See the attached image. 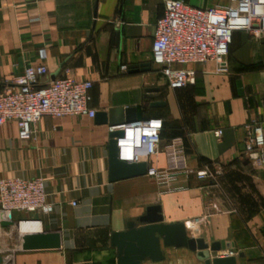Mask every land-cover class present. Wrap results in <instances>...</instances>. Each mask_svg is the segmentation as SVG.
<instances>
[{"label": "crops", "instance_id": "crops-1", "mask_svg": "<svg viewBox=\"0 0 264 264\" xmlns=\"http://www.w3.org/2000/svg\"><path fill=\"white\" fill-rule=\"evenodd\" d=\"M183 1L201 8L231 4ZM164 2L0 0L2 89L12 86L26 67L42 63L39 50L46 48L49 74L42 82L65 74L91 80L90 107L97 112L110 118L115 111L119 118L118 110L134 107L138 120L163 119L152 166L167 168V145L181 137L191 167H222L216 181L181 177L173 190L147 175L111 181L109 121L44 116L28 141L18 138L15 122H7L0 127V179L43 176L53 205L49 213L17 212L16 221L39 223L21 233L11 229L21 242L24 234L50 232L58 233L61 243L59 248L10 249L1 234L6 228L0 225V255L11 264H118L113 234L125 231L152 205L161 207L163 223L183 222L189 236L221 243L212 258L232 251L238 264H264V167L245 150L249 128L261 126L264 132V33L235 30L227 71H218L215 61L189 64L196 83L174 89L153 61L155 24L164 14ZM157 101L165 104L153 106ZM218 129L223 130L221 138ZM161 250L162 260L142 264H204L194 251L166 247L162 239Z\"/></svg>", "mask_w": 264, "mask_h": 264}, {"label": "built area", "instance_id": "built-area-1", "mask_svg": "<svg viewBox=\"0 0 264 264\" xmlns=\"http://www.w3.org/2000/svg\"><path fill=\"white\" fill-rule=\"evenodd\" d=\"M230 2L229 6L201 8L183 0H165L164 14L155 24L153 61L161 66L171 88L181 89L196 83V71L186 67L189 64L215 61L218 71H227L226 58L235 30H247L255 36L264 33V0ZM47 56L46 48H40L39 58L43 62L26 67L12 86L0 91V127L7 122H15L18 138L22 141L33 138V126L44 116L95 118L97 113L90 107L93 81L65 74L42 82L49 74L44 63ZM121 68L127 70L126 65ZM163 128L164 121L158 117L111 125L110 132L123 131V136L116 138L118 158L127 162H149L146 175L167 189L178 188L181 177L189 179L192 175L199 180H217L222 167L208 164L201 168L191 167L181 137L172 139L167 145V168L152 166L150 159L159 152ZM215 133L221 138L223 130L218 129ZM245 150L249 159L264 167V132L261 126L249 128ZM47 197L43 176L0 179V221L15 220L17 212H51L53 205ZM24 220L39 223L38 220ZM186 225L191 224L186 222ZM218 256H234V252H220ZM4 259L2 264H11Z\"/></svg>", "mask_w": 264, "mask_h": 264}, {"label": "water", "instance_id": "water-1", "mask_svg": "<svg viewBox=\"0 0 264 264\" xmlns=\"http://www.w3.org/2000/svg\"><path fill=\"white\" fill-rule=\"evenodd\" d=\"M149 65L143 64L142 67ZM136 67V66H135ZM4 87L0 83V91ZM158 88H150L157 90ZM165 102H153V106L164 105ZM115 111H100L96 113L95 118L99 123L110 122L112 125L119 123H129L138 120L136 108L127 107L124 110H118L121 113L119 118L115 117ZM114 123V124H113ZM123 136V131L117 130L111 132L109 142V179L118 181L132 177L147 174L149 162H127L118 158V148L116 138ZM21 221H26L22 219ZM161 207L152 205L148 208L147 213L141 216L137 221L128 223L125 231L115 232L112 236V244L118 249V264H142L146 259L160 261L164 258L161 250V239L166 247H186L196 253L198 260L204 264H238L236 256L215 257L212 258L211 253L221 249V243L215 242L209 244L201 237H191L188 234L186 226L183 222L165 224L162 222ZM20 221L2 220L0 225L3 227H13ZM138 223L144 226L136 227ZM16 245H21L24 250L31 249H47L59 248L60 235L58 233H40V234H24L22 242L16 237ZM20 241V242H19ZM243 256V254H240ZM4 257L0 255V264L3 263Z\"/></svg>", "mask_w": 264, "mask_h": 264}, {"label": "rangeland", "instance_id": "rangeland-1", "mask_svg": "<svg viewBox=\"0 0 264 264\" xmlns=\"http://www.w3.org/2000/svg\"><path fill=\"white\" fill-rule=\"evenodd\" d=\"M4 229L1 234H2V239H5L6 242L9 244V248L13 249L16 246V235L14 233V230H17L16 228L11 229V227Z\"/></svg>", "mask_w": 264, "mask_h": 264}, {"label": "bare ground", "instance_id": "bare-ground-1", "mask_svg": "<svg viewBox=\"0 0 264 264\" xmlns=\"http://www.w3.org/2000/svg\"><path fill=\"white\" fill-rule=\"evenodd\" d=\"M37 223L38 222H31V221L18 222L17 225L13 226V228H16L18 230V232L21 233V230H24V231L31 230L34 226H37Z\"/></svg>", "mask_w": 264, "mask_h": 264}, {"label": "trees", "instance_id": "trees-1", "mask_svg": "<svg viewBox=\"0 0 264 264\" xmlns=\"http://www.w3.org/2000/svg\"><path fill=\"white\" fill-rule=\"evenodd\" d=\"M161 137H162V135H161ZM185 149H186V146H185Z\"/></svg>", "mask_w": 264, "mask_h": 264}]
</instances>
